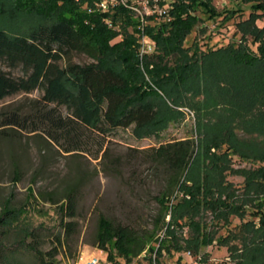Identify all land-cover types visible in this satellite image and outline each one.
Masks as SVG:
<instances>
[{
	"label": "trees",
	"instance_id": "trees-1",
	"mask_svg": "<svg viewBox=\"0 0 264 264\" xmlns=\"http://www.w3.org/2000/svg\"><path fill=\"white\" fill-rule=\"evenodd\" d=\"M29 1L34 19L26 33L9 35L0 27V60L8 69L20 71L13 77L0 70V101L17 93L42 95L31 115H13L8 123L40 131L65 153L84 152L93 143L91 157L97 160L106 157V140L116 130L132 129L139 137L160 131L170 119L183 117L178 108L195 105L197 96H202L198 105L210 107L203 115L211 117L197 122L203 141L188 138L143 152L163 184L152 231L145 234L126 224L114 225L101 215L94 247L112 264L115 258L129 264L143 252L156 259L170 248L197 257L216 242L228 245L234 264H264V203L250 213L258 219L256 224L241 223L238 232L226 237L216 236L212 224L199 218L208 212L222 227L229 224L231 214L243 218L231 196L232 185L225 181L227 171L244 175L246 192L264 186V165L254 171L229 167L235 155L246 161L259 158L244 147L236 130L245 136L264 134V24H257L264 19V0H228L236 7L222 12L212 0H175L171 20L146 29L156 50L142 61L134 35L127 31L131 23L124 9L98 13L76 0ZM245 8L248 15L242 18ZM198 14L222 21L240 16L234 24L238 39L205 51L197 43L186 47L190 33L203 22ZM119 35L122 39L112 43ZM73 53L91 61L73 64L69 60ZM163 110L168 120L159 121ZM222 111L224 116L214 117ZM117 168L113 171L119 175ZM67 187L56 213L62 216V231L71 232L74 223L65 218L75 217L77 187ZM40 228L34 227L26 208L6 200L0 210V264H26L25 259L57 264L56 246L49 251L38 246ZM159 231H164L163 237L155 239ZM234 240L237 244L229 246ZM153 241L157 245L151 246Z\"/></svg>",
	"mask_w": 264,
	"mask_h": 264
},
{
	"label": "rangeland",
	"instance_id": "rangeland-1",
	"mask_svg": "<svg viewBox=\"0 0 264 264\" xmlns=\"http://www.w3.org/2000/svg\"><path fill=\"white\" fill-rule=\"evenodd\" d=\"M29 4V0H0V27L9 35L26 33L31 19H34L30 16ZM211 5L218 12L236 7L228 0H212ZM7 11L10 13H4ZM247 15L245 8L242 18ZM198 16L203 22L190 33L185 41L186 47L197 43L205 51L217 49L238 39L239 35L234 33V24L240 20V16L236 15L229 21H222V17L209 20L206 15ZM129 18L131 26L127 31L134 35L137 49L139 32L133 17ZM257 24L263 26L264 19ZM121 39L122 35H119L112 43ZM69 60L73 64H87L91 61L89 57L79 53H73ZM0 70L13 77L20 75L18 69H8L2 60ZM41 95L40 91L17 93L0 101V210L8 199L13 206L26 208L34 227H41L38 230V246L43 251H49L55 246L58 248L55 257L57 264H83L84 259L95 256L100 259V264H112L106 253L93 245L99 217L102 215L114 225L126 224L149 234L158 214L156 197L163 191V184L161 176L145 159L143 152L188 138L195 139L196 142L203 141L197 130V122L198 118L211 117L209 114L203 115L204 110L208 112L210 107L198 105L202 96H197L194 98L197 103H193V107L190 105L191 107L178 108L183 112V117L170 119L173 121L169 120L160 131H151L149 135L139 137V133L132 129L116 130L106 140V157L99 156L96 160L91 157L96 149L93 143L87 145L84 152L65 153L40 131L31 132L18 124L8 123L13 115L21 118L31 115ZM59 110L65 113L63 107ZM225 114L224 111L218 112L214 117ZM160 118L159 121L168 120L164 110L161 111ZM236 135L245 141L244 147L253 149L259 158L246 161L235 155L232 156L229 167L254 171L259 165H264V134L253 132L252 135L245 136L237 129ZM115 167L121 170L119 175L113 171ZM243 176L229 171L225 176V181L232 185L231 196L235 199L237 212L243 215L242 219L231 214L229 224L222 227L215 224L208 212L199 217L207 224H212L210 230L214 228L212 231L216 236L226 237L228 233L238 232L241 223L253 221L256 224L258 221L250 213L256 210V206L260 207L264 203V186L257 187L254 192H246ZM70 185L77 187L74 195L75 217H66L65 221H72L74 226L71 232H64L62 216L59 213L57 215L56 210L64 204L63 194ZM163 232H157L155 239L162 238ZM186 234L187 229H184L182 236L185 237ZM59 235L60 243L56 239ZM151 243V246L157 245L155 241ZM229 244L235 245L237 240ZM228 252V245L221 246L214 242L202 248L197 257L187 250L176 252L170 248L169 251L163 250L156 259L143 252L129 264H234ZM115 259L114 264H126L122 259ZM24 262L32 264L27 259Z\"/></svg>",
	"mask_w": 264,
	"mask_h": 264
},
{
	"label": "built area",
	"instance_id": "built-area-1",
	"mask_svg": "<svg viewBox=\"0 0 264 264\" xmlns=\"http://www.w3.org/2000/svg\"><path fill=\"white\" fill-rule=\"evenodd\" d=\"M85 2L89 12L113 13L116 8H121L132 16L138 30L137 49L142 61L147 55L155 53L154 41L145 34L148 27H154L160 23H168L171 20L170 12L175 0H76ZM109 26V20L105 21ZM83 264H100L98 257H88Z\"/></svg>",
	"mask_w": 264,
	"mask_h": 264
}]
</instances>
